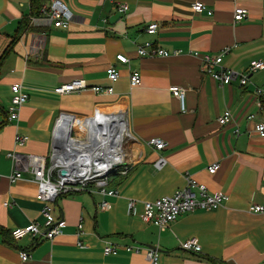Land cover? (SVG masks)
Listing matches in <instances>:
<instances>
[{"label":"crops","instance_id":"1","mask_svg":"<svg viewBox=\"0 0 264 264\" xmlns=\"http://www.w3.org/2000/svg\"><path fill=\"white\" fill-rule=\"evenodd\" d=\"M40 1L43 6L49 0ZM62 1L72 14L69 29L30 26L7 53L21 21L31 14V3L0 0V38L8 43L4 52L0 44V264H148L144 245L160 251L159 264H264V216L246 211L250 204L264 205V138L254 131L255 124L264 122V101L259 109L252 95L255 88H264V69L246 72L250 62L264 61V0ZM195 3L212 15L195 13ZM120 5L127 6L125 13L119 12ZM236 8L247 11L239 23L232 19ZM117 14L120 18L110 23ZM152 23L158 29L149 35L145 29ZM144 42L180 53L140 58L135 48ZM224 48L229 51L222 65L247 74L245 86L236 81L219 86L202 74V55H217ZM118 55L128 63H118ZM109 66L119 73L112 84L107 79ZM132 70L141 77L135 87L128 80ZM74 79L89 87L111 86L113 92L96 94L88 89L62 96L53 92ZM13 83L21 84L28 101L18 120L10 123L6 109ZM172 86L184 90V112L168 90ZM112 109L124 113L129 134L122 145L125 174L109 186L119 196L86 192L60 196L52 211L55 222L64 223L60 236L52 241L43 237L13 241L10 231L30 223L44 231L42 203L35 199L37 187L28 171L9 182L13 165L6 155L48 157L57 120L71 115L69 125L78 124L77 118ZM226 111L231 120L220 126L217 119ZM98 113L79 134L92 121L94 127ZM250 115L254 119L248 120ZM84 132L85 137L90 133ZM15 135L28 140L18 147ZM153 139L165 147L157 152ZM59 141L64 143L60 137ZM159 156L165 163L157 169ZM212 163L219 169L208 175L206 168ZM186 176L205 185L209 193L225 194L227 201L214 211L183 214L162 231L143 223L142 202L173 195L185 186ZM102 200L110 205L107 211L97 208ZM128 200L136 201L133 216L127 214ZM79 223L83 233L77 236ZM190 238L198 241L200 253L180 248V242ZM104 242L114 245L117 253L103 255ZM135 246L141 248L139 253L126 250ZM20 251L29 254L28 261L20 260Z\"/></svg>","mask_w":264,"mask_h":264},{"label":"built area","instance_id":"2","mask_svg":"<svg viewBox=\"0 0 264 264\" xmlns=\"http://www.w3.org/2000/svg\"><path fill=\"white\" fill-rule=\"evenodd\" d=\"M192 10L197 14L205 13L208 17L212 12L203 4L195 3L192 5ZM126 5L119 6V12L125 13ZM247 17L245 9L236 8L233 11L232 19L235 23L243 21ZM29 26H52L54 28L67 30L72 23V14L67 9L62 0H49L43 5L39 11V16L28 17ZM158 25L155 23L149 24L145 31L149 35L156 33ZM41 45H38L36 52L40 54ZM229 51L224 48L217 55H202L200 58V70L203 75L210 77L219 86H225L236 81L238 85L245 86L248 82L247 74H252L256 71L264 69V61H252L247 68V74L239 75L231 69L225 68L222 65V57ZM136 55L140 58L152 57H168L172 54H178L180 51L169 53L160 48L154 47L150 42H144L137 45L135 48ZM197 56V53H194ZM116 61L120 64H127L128 60L122 55L116 56ZM107 79L112 84L119 78V73L113 66H109L107 71ZM129 85L135 87L140 85V73L132 70L129 73ZM93 91L96 94L107 93L111 94L113 89L111 86L106 88L102 86L89 87L82 79H74L62 85L56 86L53 92L56 95H68L75 92L85 90ZM10 97L8 107L6 109L7 121L12 123L18 120L21 107L28 101V94L23 90L20 83H13L10 88ZM171 95L178 100L180 110L184 112V90L180 87L172 86L169 89ZM255 103L261 109V101H264V88H255L252 93ZM100 111V110H99ZM99 111H96L98 113ZM101 112H104L101 110ZM248 120L254 119L253 115L247 117ZM231 115L229 112H224L217 122L220 126L229 123ZM61 120H57L54 130V137L58 136V126ZM254 131L259 137L264 138V122L255 124ZM26 136L15 135L14 143L18 147L23 146L27 142ZM157 152L161 151L165 145L162 141L153 139L151 141ZM66 147L62 142L57 143L56 148H52L48 157L36 155H19L15 152L8 153L6 156L11 161L13 168L12 173L8 176L10 183H14L21 178L24 170L30 174V179L36 184L35 199L42 203L40 216L43 219L42 227L44 231L35 223H30L24 227L15 228L10 231V237L13 241H19L25 237L37 238L43 237L47 241H52L55 237L62 234L64 223L53 219V205L58 197L74 195L77 193L99 194L102 197L117 198L119 196L116 188H109V177L114 172L117 173V167H107L104 158L99 160H90L89 153L82 151H73L67 153ZM85 151L87 148H84ZM165 163L162 156H159L155 162L157 169L161 168ZM219 169L218 163H212L206 168L208 175H214ZM64 172V174H62ZM119 174H125V171H120ZM227 196L222 193H209L205 185L198 183L189 176L185 177V186L173 193L171 196L161 197L154 201H144L143 213L141 220L145 224H152L160 231L165 229L169 224L173 223L179 216L195 211L209 212L214 211L223 206L227 201ZM136 201L128 200L127 214L133 216L135 214ZM100 211H107L110 205L107 201L102 200L97 206ZM250 214L264 216V205L250 204L246 210ZM82 224L77 226V236L82 235ZM77 245L82 248L83 245L78 242ZM180 248L186 252L200 253L201 248L195 238H190L181 241ZM127 251L139 253V246L126 247ZM146 259L148 264H159V253L153 249H145ZM103 255L110 256L117 253V248L109 242H104ZM264 257V251L262 253ZM19 258L22 262L29 260L30 256L27 252L20 251Z\"/></svg>","mask_w":264,"mask_h":264},{"label":"bare ground","instance_id":"3","mask_svg":"<svg viewBox=\"0 0 264 264\" xmlns=\"http://www.w3.org/2000/svg\"><path fill=\"white\" fill-rule=\"evenodd\" d=\"M126 120L124 119V113L122 111H115L114 109L99 112L95 118V125L92 128L93 133H89L88 136L96 135L95 142L80 141L76 143L72 138H68V133L71 130V124H65V121L59 122L58 131L61 140L64 141L67 153H73V151H82L89 153L90 160L105 159L107 167L118 166L124 160L122 143L125 140H129V134L126 127ZM90 128H88L89 130ZM85 129L84 131H88ZM81 134L85 137L84 132ZM87 137V136H86ZM84 148H87L85 151Z\"/></svg>","mask_w":264,"mask_h":264},{"label":"rangeland","instance_id":"4","mask_svg":"<svg viewBox=\"0 0 264 264\" xmlns=\"http://www.w3.org/2000/svg\"><path fill=\"white\" fill-rule=\"evenodd\" d=\"M0 44L2 45V47H3L2 50L4 52L6 50V48H7V46H8L7 45L8 43H6V40L5 39L0 38ZM0 51H1V49H0ZM1 53H0V56H2ZM95 114H96V112H94L93 116H91L89 118H77V120L79 121L78 124H77V121L76 122H73V123H70L71 124V130L69 131L70 138L75 139L74 140L75 142H76V140L84 141L85 139H87L86 141H89V142H95L96 141V135L87 136V137L84 138L83 135L79 134V130H80L81 126H83L85 123H88L89 122L88 120L91 119L92 117H94ZM93 123H94V121L90 122L89 125H87V127L85 128L87 130H88V128H90L89 129L90 133H93L94 132L93 129H92ZM126 141L127 140H125V142ZM125 142H123L122 145H124ZM116 167H117V173L114 172L113 175L114 174H118L119 175V172L122 171V168H123L122 163H121V165H118Z\"/></svg>","mask_w":264,"mask_h":264},{"label":"trees","instance_id":"5","mask_svg":"<svg viewBox=\"0 0 264 264\" xmlns=\"http://www.w3.org/2000/svg\"><path fill=\"white\" fill-rule=\"evenodd\" d=\"M30 3H31V14H30V16L38 17L39 11L42 7L41 1L40 0H30ZM28 27H30L29 22H28V18H24L21 21V24L17 30L14 41H12L10 43V45L8 46V48L6 50L7 53L13 48V46H14L15 42L17 41V39L19 38V36L28 30ZM6 52H5V54H7ZM117 176H118V174H114L113 176L111 175L109 177L108 186H111V184L114 182V180L117 178Z\"/></svg>","mask_w":264,"mask_h":264},{"label":"water","instance_id":"6","mask_svg":"<svg viewBox=\"0 0 264 264\" xmlns=\"http://www.w3.org/2000/svg\"><path fill=\"white\" fill-rule=\"evenodd\" d=\"M121 14H117V15H114L111 17L110 19V23H114L116 22L119 18H120ZM66 116V117H65ZM64 117H61L60 120H63L65 121V124L68 122H70L73 117L71 115H65ZM68 138H70V134L68 133ZM59 137L58 136H55L54 139H53V143H52V148H56L57 147V143H59ZM62 174H64V172H62ZM146 248H149V249H153V250H156L157 252H160L158 249L152 247L151 245H144Z\"/></svg>","mask_w":264,"mask_h":264}]
</instances>
